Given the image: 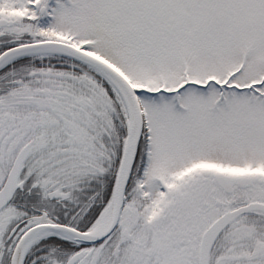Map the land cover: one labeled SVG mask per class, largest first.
<instances>
[{
    "label": "snow or ice",
    "instance_id": "1",
    "mask_svg": "<svg viewBox=\"0 0 264 264\" xmlns=\"http://www.w3.org/2000/svg\"><path fill=\"white\" fill-rule=\"evenodd\" d=\"M0 264H264V0H0Z\"/></svg>",
    "mask_w": 264,
    "mask_h": 264
}]
</instances>
